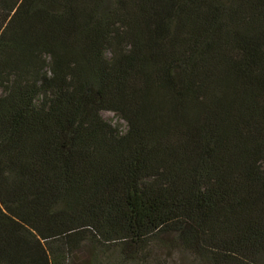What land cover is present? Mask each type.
Listing matches in <instances>:
<instances>
[{"label":"trees","instance_id":"16d2710c","mask_svg":"<svg viewBox=\"0 0 264 264\" xmlns=\"http://www.w3.org/2000/svg\"><path fill=\"white\" fill-rule=\"evenodd\" d=\"M170 245L264 264V0H0V264Z\"/></svg>","mask_w":264,"mask_h":264},{"label":"rangeland","instance_id":"374dc122","mask_svg":"<svg viewBox=\"0 0 264 264\" xmlns=\"http://www.w3.org/2000/svg\"><path fill=\"white\" fill-rule=\"evenodd\" d=\"M101 115L112 126L119 129L120 132H123L125 130V123L121 121L115 114L110 112H102ZM155 256L160 257L161 260L165 259L167 264H190L192 262V260H190L186 254L180 252L178 249L171 245L169 251H156Z\"/></svg>","mask_w":264,"mask_h":264}]
</instances>
